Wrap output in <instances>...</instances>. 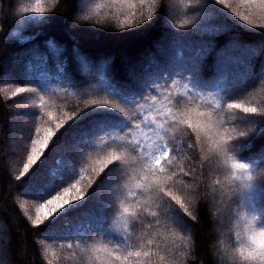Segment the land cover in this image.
<instances>
[{
    "label": "snow or ice",
    "instance_id": "1",
    "mask_svg": "<svg viewBox=\"0 0 264 264\" xmlns=\"http://www.w3.org/2000/svg\"><path fill=\"white\" fill-rule=\"evenodd\" d=\"M210 2L191 10L204 13ZM216 2L231 7L249 25L258 14L264 18V0H237L250 9L247 14L233 7L230 0ZM145 7L148 21L162 8L175 11L174 2L159 5L153 14L157 0H106L96 5L95 12L107 8L126 30L137 27L135 21L144 17ZM22 11L39 17L46 8L43 0H35L34 6ZM75 23L79 25V19ZM257 27L264 29V24ZM196 31L207 33L210 29L201 19ZM47 45L59 58L63 50L52 40ZM214 47V40L208 38L195 54L185 59L181 52L180 60L171 59L164 68L149 60L142 72L132 73L127 90L116 84L105 63L95 73L101 81L98 90L118 98L127 109L107 98L92 99L87 101L89 110L75 119L76 112L59 117L49 112V104L40 95L48 92L52 79L62 82L64 63H57L53 74L46 67L48 57L32 50L36 63L30 70L35 72L32 79L37 87H20L12 95L31 92L39 99L36 109L48 115L51 123L45 126L42 117L39 124L33 120L23 143L27 159L14 180L43 200L28 220L35 231L50 234L38 242L46 264L61 260L65 264H153L156 259L175 258L178 252L194 254V224L189 219L197 221L201 187L205 202L226 219L222 229H227L233 246L240 245L245 264H264V163H257L260 171L254 175L244 155L250 139L264 131V104L258 107L235 98L239 91L227 80L230 57L225 53L218 54L214 78L198 79L204 59ZM73 52L83 67L92 71L91 62L80 55L79 48ZM176 77L186 81L180 96L186 98L183 105L173 103L166 91L168 85H176ZM98 114L104 119L89 128L79 127ZM66 136L72 144L67 162L56 155ZM206 164L211 165L207 175ZM108 184L113 189L105 199L100 190ZM20 208L26 214L27 202ZM73 213L76 215L70 219ZM68 224L70 228L65 227ZM216 225L215 220V240ZM53 238L64 241L59 248L68 253L67 258L45 242ZM6 243L0 235V244ZM0 264L5 261L0 259Z\"/></svg>",
    "mask_w": 264,
    "mask_h": 264
},
{
    "label": "trees",
    "instance_id": "2",
    "mask_svg": "<svg viewBox=\"0 0 264 264\" xmlns=\"http://www.w3.org/2000/svg\"><path fill=\"white\" fill-rule=\"evenodd\" d=\"M172 2L175 11L170 9L169 12H165L162 8L153 15L152 21H148L145 7L144 17L135 21L137 27L124 30L119 27V22L110 15L107 8L95 12L96 5L106 3V0H43L46 13L39 17L22 11L24 7L34 6L35 0H0V235L7 240L6 244H0V259L4 260L5 264H46L45 254L38 242L45 239L46 235H50L47 230L35 231L28 220L29 216H34L35 207L43 203V200L37 199L35 191L22 188L14 180L22 171L23 163L27 159L23 143L26 142L28 130L33 126V120L39 124L42 117L45 126L51 123L48 115L36 109L39 99L31 92L12 95L20 87H37L32 79L35 72L30 70V65L36 63L32 50L35 49L39 55L48 57L46 67L53 74L57 63H64L62 82L52 79L48 92L40 93L50 106L48 111L57 117L64 112L69 114L76 112L77 117L74 119L78 118L89 110L91 106L87 101L92 99L107 98L126 110L127 105L118 98L105 96L98 90L101 81L95 74L97 69L107 63L114 74L116 84L127 90L131 87L132 82L129 81L131 74L133 71L142 72L147 60L151 58L157 60L163 65L161 68H164L171 59L180 60L181 52L185 59L195 54L201 42L208 38L214 40L215 47L204 59L202 73L198 79L214 78L218 54L225 53L235 59L230 60L232 62L226 71L228 82L239 91L235 98L244 99L258 107L264 104V29L257 27L264 24V18L258 14L254 18V23L249 25L237 17L231 7L211 0L204 13L202 12V23L210 32L203 33L196 31L201 20L195 27L176 26V22L185 18L192 10L187 8L185 0H171ZM207 2L208 0H204V3ZM230 3L233 7H239L245 14L250 11L239 5L237 0H230ZM165 4H168V0H165ZM153 11L156 12L157 7H154ZM75 19L80 21L77 26H73ZM29 37L34 39H28ZM48 40H52L57 48L63 50L59 58L48 47ZM160 46H166L164 57L162 56L164 62L158 53ZM74 48H79L80 55L91 62L92 71L83 67L79 57L73 52ZM16 59L19 60L18 66L15 63ZM139 63L140 65L136 67ZM127 70L130 73L126 72ZM2 73H9L13 78L3 80ZM175 79L176 85H168L166 91L172 96L173 103L183 105L186 98L180 99V96L186 81L180 77ZM194 86H197L195 82ZM164 91L162 86L161 93ZM17 107L20 109H16ZM15 109L24 111L30 116V120L22 145L16 151H9ZM35 112L38 114L33 116ZM103 119L104 115L98 114L90 120L83 121L79 127L89 128ZM249 145L244 155L252 162L264 163V156L261 155V151H264V131L254 135ZM71 148L70 138L66 136L56 155L67 162ZM189 155L196 159L194 153L190 152ZM210 167V164L205 165L206 175ZM185 179L189 180L191 177ZM87 191L90 192L91 189ZM200 191L201 196L195 210L197 221L192 222L185 217L189 219V223L194 224L192 239L195 258L190 259L188 264H214L210 252V244L216 236L214 209L211 204L205 202L203 187ZM110 193L109 189L100 190L101 197L105 199ZM24 202L28 204L26 214L25 210L20 208V204ZM75 215L70 214L69 218ZM40 227L43 229L44 226ZM65 227L70 228L71 224ZM234 238L233 233V240ZM45 242L52 246V251L67 258L68 253H61L59 248V244L64 243L63 240L53 238ZM48 258L51 259L50 253ZM53 264H65V260L53 261Z\"/></svg>",
    "mask_w": 264,
    "mask_h": 264
},
{
    "label": "clouds",
    "instance_id": "3",
    "mask_svg": "<svg viewBox=\"0 0 264 264\" xmlns=\"http://www.w3.org/2000/svg\"><path fill=\"white\" fill-rule=\"evenodd\" d=\"M171 0H168V4ZM188 9L195 8L204 3V0H185ZM165 4V0H157V10L159 5ZM155 14V12L153 13ZM202 19V12L192 11L185 18L178 20L176 26L178 27H195L199 24ZM75 23L73 26H77ZM250 166L254 169V175L260 171V167L257 163L250 161ZM214 220L217 221V232L218 238L210 244V252L213 259L217 261V264H245V260L241 259L240 245L233 244L229 241L227 229H222V226L227 222L226 219L215 212L214 209ZM191 247V245H190ZM247 253L245 252V255ZM227 256V259L222 260L223 256ZM195 256L192 253L178 252L175 258L169 257L167 260L160 261L156 259L153 264H188L190 259H194Z\"/></svg>",
    "mask_w": 264,
    "mask_h": 264
},
{
    "label": "rangeland",
    "instance_id": "4",
    "mask_svg": "<svg viewBox=\"0 0 264 264\" xmlns=\"http://www.w3.org/2000/svg\"><path fill=\"white\" fill-rule=\"evenodd\" d=\"M165 47L166 46H160L159 47V56H161V58H162V60H163V62H164V53H165ZM246 54H247V51H246ZM163 56V57H162ZM75 59H76V57H75ZM74 59V60H75ZM218 59V58H217ZM232 59V61L234 60L235 61V59H233V58H230V60ZM149 60H152V61H155L160 67H162L163 65L161 64V63H159L157 60H153L152 58L151 59H149ZM149 60H147V62L149 61ZM230 60H229V64L232 62H230ZM19 62V60L18 59H16V61H15V63H16V65L18 66V63ZM217 62V61H216ZM215 62V63H216ZM131 63H133V62H131ZM136 63V61L134 60V64ZM131 65V64H130ZM138 65H140V63L139 64H136V67L138 66ZM140 67H142V66H140ZM131 69H133V68H131ZM132 71V70H131ZM126 72H128V73H130V71L129 70H127ZM134 72V71H133ZM132 73V72H131ZM130 75V74H129ZM128 75V76H129ZM131 76H132V74H131ZM130 76V77H131ZM242 76V75H241ZM2 78H3V80H9V79H11V78H13V77H11V74H9V73H2ZM242 78V77H241ZM240 79V78H239ZM129 81H131V78H129ZM132 82V81H131ZM16 109H20V107H17ZM15 109V112L13 113V118H12V132H11V135H10V146H9V151H16L21 145H22V143H23V137H24V135L26 134V132H27V130H26V128H27V126H28V124H29V120H30V116H28L24 111H18V110H16ZM13 130H15V131H13ZM104 189H109V190H111V192H112V189H113V187L112 186H110L109 184L108 185H105L101 190H104Z\"/></svg>",
    "mask_w": 264,
    "mask_h": 264
}]
</instances>
